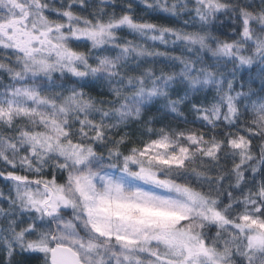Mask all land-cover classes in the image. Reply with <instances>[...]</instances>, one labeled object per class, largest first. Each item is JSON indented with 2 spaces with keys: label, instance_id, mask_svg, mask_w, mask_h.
<instances>
[{
  "label": "snow or ice",
  "instance_id": "6c2138e0",
  "mask_svg": "<svg viewBox=\"0 0 264 264\" xmlns=\"http://www.w3.org/2000/svg\"><path fill=\"white\" fill-rule=\"evenodd\" d=\"M0 264H264V0H0Z\"/></svg>",
  "mask_w": 264,
  "mask_h": 264
}]
</instances>
